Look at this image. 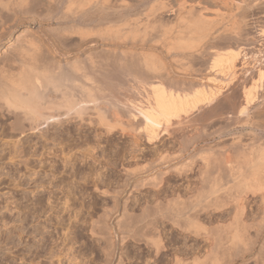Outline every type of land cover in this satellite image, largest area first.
Here are the masks:
<instances>
[{"label": "rangeland", "instance_id": "1", "mask_svg": "<svg viewBox=\"0 0 264 264\" xmlns=\"http://www.w3.org/2000/svg\"><path fill=\"white\" fill-rule=\"evenodd\" d=\"M1 1L0 67L9 66L8 64H11L14 60H18L22 57H26L25 60L29 59L28 61H30V58H34L35 60H38V65H41L43 63V65L47 64V66L51 65V67L59 66L57 71L54 70L55 72H62L63 70L64 72L66 71L69 73L72 72V68L78 67L81 69V73H89V75L91 74V72L94 73L95 79L97 78L96 80L100 81L102 84L108 83L113 85L118 77V79L122 78V73L117 66H119L121 63H124L123 56L127 55V61H130V59L135 56H137L135 58H137L138 60L143 53H146L147 55L153 57L154 63H162L163 67L168 70L170 69L171 72H173L172 70L174 69V76L177 77L176 80L178 79V81L180 82H186L185 88L187 87L192 89V93L199 90L205 91L208 87H216V89L220 87L221 92H219L216 97H213L211 99L212 101L209 100L210 102H203L205 104L202 103V106H199L195 110H192L189 115L182 117L183 119L181 118L178 121H173L170 125H168L169 127L167 126L166 131L168 132V135L167 133H163L162 136H159L160 142L158 139L157 142H155L153 145H148L147 143H145L144 138L142 137L143 135H139L137 132H130L132 131V128L129 129L127 127L128 130H126V132H128H123L124 134L119 130V128H116L111 134H108L103 127L98 126L96 118L92 117L93 125H89L86 121L87 123L85 122V124L82 126L83 129L80 128V131H78V120L72 119V122H69V124L67 125L70 130L72 129V132L69 130L70 135L68 137L71 147L69 148L70 150L67 149L66 151L65 149L64 153L67 154L66 152H68L69 155H72V153L74 154L73 156L75 157H71L69 159L70 163L72 162L71 164L74 163V169L71 165L67 166V169L63 167L64 165L62 160L64 159L65 154H61L60 146H55L56 144L53 143V145L48 142V144L45 146L48 148V150L46 148L43 149V147L42 150L40 146L41 144H38L35 149L33 146L34 142L37 140L35 136L31 137V143L33 146L32 150H36V153H34V156L32 157H30L31 153L29 155L27 154L28 159L26 158L28 160V167L30 170L24 169L21 164H18L17 160H15V162L13 161L14 163H12L11 161L9 162L6 151L4 153V157L6 158L0 160V264H72L74 262V259L76 260L75 262L77 264H102L103 254L99 252V250L104 247V235H96L94 238V236L89 232L88 223L90 222V219L88 217V214H92L91 216H93V219H96V216L99 217L98 215H100L101 213L103 216L102 209L104 207L102 208L100 206L102 197L98 195L100 194L99 192L97 193V191L95 192L94 189H92L94 188L93 185L87 183L86 187L84 183L83 185L81 184L83 182V180L81 179L82 175L87 174L90 171L89 166H87V164L91 163V161H89L90 159H87V164L81 163V161H79L78 159L83 153H87L86 150H89L91 154L95 156L97 161L99 160V164H101L102 161L106 162L108 159L106 157L109 156L110 159L111 155L112 158L110 160H114L115 158H118L120 160V156L122 155H120V152H122L123 150L128 151V155L130 153L129 151H133V146L131 147V150L130 146L133 144L135 138L139 139L140 141L138 142L140 148L138 147L139 150L137 151L136 155L139 153L141 154V152L143 153L144 151L145 156H147L149 149L155 147L159 149L160 146V150H163L162 155L164 154L165 150H167L165 151L167 152L165 154H169L170 156L172 154L175 155V152L176 154H178L177 151L184 150V153L182 154L183 156H181L180 158L172 160V162H169L163 167H156L155 169H152L151 172L149 171L150 173L148 172V174L146 172L145 174L140 175V177L137 176V181L139 180L138 183L143 179V177H151L153 176V174L157 175L156 177L160 176L163 179L159 177L161 179V182H159V184L161 185H158V188H153V186L151 185H145L144 187H139V189H132V192L129 190V193L132 199L138 196L140 198H148L150 197V194H152V191L156 193L160 190V188L162 191V189L165 190L171 187L170 191L174 190L176 192L179 189L178 191L180 192V196L183 198L182 200H184L186 202V205H188V208L191 209L195 203L196 198L195 195L192 194V187L194 186V183L197 182L199 172L203 170L202 168H204L202 161L195 155L198 154L202 148L214 147V156L219 162L221 161L220 165H222V161L225 160L226 156H229L230 158L234 156L232 158H236L234 159V162H236V160L238 161V155H242V152L243 154L246 153L245 155H247L248 153H250L248 151H251L252 148L254 149L253 151L260 150L261 147L264 148V77L262 78V80H260L261 82L259 81V77H254L252 81L250 80L252 71L253 73L258 72V69H260L264 65V0H108L106 1L105 9L106 11H108V9L111 8V12H109L110 10L108 11L110 15L105 10L103 11L104 13L101 11H96L98 12L97 14L95 11H91L88 6L85 8L83 7V10L80 9L81 7L77 6L76 4H74L75 7H72V0ZM243 1L247 2V4ZM92 2L94 4H97L98 2L103 3L105 1L97 0L94 2L93 0ZM154 3L158 5H154ZM245 5L247 6V9H245ZM66 6L71 7L72 9L70 10V8ZM124 6L128 7L125 8ZM78 8L79 10H76ZM86 8H88V10ZM89 10L92 13L94 12L96 14L93 13L94 15H91L92 13ZM118 10L121 12H116ZM128 11L130 13H128ZM122 13L124 15L128 14L127 16H129V22L124 23L122 19L119 20V18L123 16ZM118 15L119 18H117ZM86 17H88V19ZM197 17L200 20L202 18L201 21H204L203 24L207 25L206 27H211L209 29L207 28L208 30L204 28L205 31H202L203 33L206 34V31L211 33L212 30H220L218 31L220 33L221 29H226L225 31L228 35H226V37L225 35H223V37H225L226 39L216 37V40L213 39L215 41H212L211 39L210 41H208L209 38L205 37L206 39H204L203 41H201L200 39L198 40V42H196L197 40L195 38L196 41H193L197 43H195L194 45L197 48L195 49V47H193L192 60L189 59L191 61L190 62L188 58L185 57L187 56L186 51L183 52L181 50H175L174 52V50L172 51L168 49V46L171 42H173L172 40L177 38L172 36H176L178 34L180 35V33L182 35L181 38L185 37L184 40L182 39V41H185V39H187L188 41V38H190L188 36L190 35L191 30L190 26L188 27L187 24L189 20L193 21ZM115 19L118 22H116ZM190 23L188 25L192 24ZM208 24L211 25L208 26ZM237 24L239 25L237 26ZM203 27L201 25L200 29ZM188 28L189 30H186ZM166 31H169V33L167 34ZM193 31L197 32L195 30ZM193 31L192 38L194 39V37L196 36H194L195 34H193ZM234 31L239 34L237 35V33H235ZM208 32L207 34H209ZM163 34L168 37L163 36ZM211 34H213V32ZM220 34L222 36L223 31ZM170 38H173L171 39V42ZM239 39H242L243 41ZM156 40L158 41L156 42ZM163 42H167L168 44H164ZM129 49H132L131 52ZM124 51L125 55H121L122 52L124 53ZM230 53L237 55L233 67H230V65L225 62L226 55ZM115 56L117 57V59ZM43 60L45 63L43 62ZM103 60L105 61L103 62ZM217 60L222 61L220 63L221 66L219 67L220 69H212V63ZM40 61H42V63ZM90 62L92 64H89ZM75 63L78 65H76ZM219 70L221 72H218ZM245 70L247 71L243 72ZM16 71L17 69L15 68L14 72ZM110 73L115 74L114 76L117 75L116 78H114L113 74ZM108 74L113 78L109 77ZM215 74L221 75V78H219L218 76V79L217 77H215ZM78 76L80 79H82L81 74H78ZM87 83H91V81H88ZM104 87V89L106 90L104 92L105 94H112L111 96L116 94V91L114 90L116 89V87H111L110 90L108 88L106 89L107 85H104ZM248 93L251 97H247ZM247 98H251V101ZM104 107L106 108V106ZM109 109L110 108L105 109L106 111H109L108 113L106 112L108 114H106V116H108V120L114 124L115 118L110 117L112 111L111 109ZM243 110L245 112H243ZM241 111L244 114L240 113ZM219 114H223V117H221ZM88 116L89 115L84 116V119H90ZM235 118L236 120H234ZM11 121L12 119L9 118V116L8 119L6 117L0 116V145L1 143L4 144V142H15L18 140V138H20L19 135L8 134L9 132L7 131L5 126L6 123H9ZM121 122L123 124L126 123L125 120H122ZM138 123H140V121ZM209 123L211 125L213 123L214 124L211 126ZM87 124L89 126H87ZM138 126L139 124L135 127L137 128ZM226 126H229V128L227 129ZM52 132L53 131L50 130V133ZM84 135L87 136L85 137ZM196 136L198 137L196 138ZM86 138L88 141L86 140ZM199 138L201 139L199 140ZM234 138H239L240 140L234 142L236 141ZM72 142H74L75 144ZM231 144L232 146H230ZM52 145L57 149L55 147L52 148ZM73 145H77L78 148ZM164 145L165 147H163ZM117 146L120 149L122 148V150H120ZM102 150L105 151L106 155L108 156H104L105 152L103 153ZM111 150L117 151L119 155H117V157L114 156L113 158V154L115 155V153L110 154L111 152H113ZM101 154H103L104 157H102ZM126 157L128 158V156ZM75 158H77L78 161H73V159ZM104 158H106V160H104ZM149 158L151 159V157ZM232 158L229 160L233 161ZM140 159H142V157H140ZM148 159H145V157H143L142 161H146ZM29 160L31 162H29ZM116 162H118L116 166L117 169H114V166L111 167V170L114 169L115 171H110V168H108L106 164H101L102 166L97 165V162L95 165H97L98 167L93 166V168H91V171L95 170L93 171L94 173L90 171L91 174L93 173L92 176L94 175V179H91V175V177L89 178L92 183L96 179L101 180V178H104L102 180L105 181H103L106 184L105 186H108L107 184H110L111 182L113 183V186H111L112 183L111 185H109L112 188H108L110 189L108 190L106 189L107 187L104 188V186L101 185L100 180H96L98 182L96 183L98 184L97 188L99 190H113V187L115 185V181H113V179L114 177H116V175L119 174V171L121 173L123 172L122 169L124 167L119 164L120 162L118 160ZM146 162H144V164L143 162H141V160H139L138 165L136 164L137 168L138 166L141 167V165H146ZM189 162H192L190 168L186 172H183L181 175L177 176L173 171L174 167L183 166V164H187ZM235 164L237 165V163ZM131 166L132 167L130 168L132 169L134 167L136 168L134 164H132ZM222 167L224 168L223 165ZM96 170L100 171L96 172ZM167 170L168 174L163 176L160 175V173H164ZM157 171L159 172V175ZM98 173L100 176H96V174L98 175ZM101 175L105 176L101 177ZM107 175H109V178L111 176V179L107 178ZM95 176L97 178H95ZM66 181H70V184L71 182L72 184H74L76 181H79L78 183H76V186H80L84 191H82L81 188H78L77 191L76 188H74L75 185H73L74 187L70 189L72 185H68ZM172 186L176 187V189L172 188ZM152 188L155 190H153ZM188 189L189 193H185L184 191H188ZM146 192L149 193L147 194ZM184 193L186 196L183 195ZM169 194L171 195V193L169 192L167 194V200H171V198L175 199L176 195H174V197H171L172 195L169 196ZM68 195L69 198L67 197ZM261 198H264V192L257 193V195L254 197L248 194L246 196V206L252 204L251 206H253V209L254 207L260 206L262 203H264ZM65 201L67 203V211L65 210ZM96 203L97 205H95ZM95 207L97 208V210H95ZM249 209L252 208L249 206L247 210ZM247 210L245 212H247ZM209 211H211V213H215L211 209H209ZM76 214H78V217L74 219ZM116 217L117 216L114 215L111 218V223L114 224L115 221H117ZM261 217L262 216H260V218L257 217V219H255L254 221H245L246 225L249 226V228L250 226H252V228L249 230V241L247 240L249 249H251L253 246L252 244L255 239L254 228L260 226ZM72 223H76V226L78 227L73 226ZM163 223L166 227L163 230V233L166 235V237L172 239L170 240L171 242L175 241V238L182 236V233H188L184 232L183 230L185 229V224L180 225L181 229H179L178 227H172L171 224L166 221H163ZM98 226L102 227L101 224H99ZM214 227L217 226H209V228L211 229H214ZM189 236L190 238L188 239L189 241L187 240V245L196 247V245L194 244L195 239H197L196 236L193 232ZM202 236L204 237V233L201 232L199 238ZM98 241L101 244H99V246ZM177 242H172L173 244L175 243V246L172 243L166 244V248L168 249L167 254H170L172 250L174 248H178V246L182 248V242ZM261 242H263V239H261ZM260 245L261 243L259 242V244L255 246L253 253L250 252L251 255L249 253L244 254L246 256L245 260L239 257L240 259L238 258V260L234 264H262L264 262V247L260 248ZM131 247L133 248L135 246L130 244L129 249L125 247V250L122 249V251H120L123 252L127 249L130 250L132 249ZM257 247L260 248V252H257L259 250V248ZM238 250L241 252L242 248L240 247ZM117 251L120 252L119 249ZM258 253H260L259 255L262 257H259V259L257 260L255 257ZM225 256H222L223 259L218 256L220 258L219 264L231 263L233 255L228 256V254H226ZM212 259L213 256L210 257V259H205V263L203 260L201 264H213L211 262ZM248 259L250 262L248 261ZM70 261H72V263Z\"/></svg>", "mask_w": 264, "mask_h": 264}, {"label": "bare ground", "instance_id": "2", "mask_svg": "<svg viewBox=\"0 0 264 264\" xmlns=\"http://www.w3.org/2000/svg\"><path fill=\"white\" fill-rule=\"evenodd\" d=\"M74 1L75 0H72L73 3L71 2L73 4L72 7H75L74 4H76L77 6L81 7L80 9H82V10L88 6L91 11L103 12L104 10L106 11V9H105L106 8V1H108V0H104L105 2H103V3L98 2L97 4L96 3L94 4L92 2L93 0H76L77 2L75 1V3H74ZM95 1H97V0H94V2ZM247 1H249V0H247ZM71 3H70V5H71ZM244 3L247 4V2H244ZM253 3H254V1H253ZM0 4L2 5L1 0H0ZM67 5H69V4H67ZM154 5H156V4L154 3ZM66 7H68V6H66ZM124 7L126 8L128 6H124ZM68 8H70V10L72 9L71 7H68ZM73 9H75V8H73ZM86 9L88 10V8H86ZM110 9L111 8H109L108 11ZM154 9H157V8H154ZM162 9H163V7H162ZM245 9H247V6ZM76 10H79V8ZM108 11H106V12H108ZM150 11H152V10H150ZM101 12H99V13H101ZM109 12H111V10ZM109 12H108V14L110 15ZM116 12H121V11L118 10ZM93 13L91 15H94L96 13L98 14V12H96L94 14ZM112 13H113V10H112ZM128 13H130V12L128 11ZM114 14H117V13H114ZM118 14H120V13H118ZM127 15L123 14V16H121L120 18L118 15L117 18H119V20L122 19V21H124V23H127V22H129V20H128L129 16H127ZM86 18L88 19V17H86ZM114 18H112V19H114ZM157 18H159V17H157ZM197 18L194 19L193 21L189 20L188 24L191 21V23H192V24L190 23L191 25L187 24L188 27L190 26V30H191V33H190L191 36L188 34L189 35L188 37H190V38H188L189 39L188 41H187V39H185L186 42L182 41V39L184 40L185 37L181 38L182 35L180 32H178V33H180V35L178 34L176 36H172V37H177V38L172 40L173 42H171V39H173V38H170L171 43L168 46V49H170L172 51L174 50V52H175V50L176 51L181 50L183 52L186 51L187 56H185V57H187L188 60L189 59L192 60V49H193V47H195L194 45L196 42H198V40L201 39V41H203L204 39H206L205 37H207V38H209V40L207 39L208 41H210V39L212 41H215L216 37H218V38L221 37L223 39L226 37V35H228V34H226V31H225L226 29H223V30L221 29L220 33H222V31H223L222 36L218 32L220 30H218V31L212 30L213 34H211L212 32L209 33L208 31H206V34L203 33L202 31H205V29L208 30L209 28H211L209 26L211 24H208V26H209V28H208V27H206L207 25L203 24L204 21H201L202 18H201V20L199 18L198 19ZM90 19H91V17H90ZM95 19H97V18H95ZM115 21H116V19H115ZM116 22H118V21H116ZM179 22H180V19H179ZM212 24H214V23H212ZM201 25H202V27L203 26H205V27L200 29ZM238 25L239 24H237V26ZM192 29L197 31V32H199V31L200 32L199 33L194 32ZM236 29H238V28H236ZM186 30H189V28ZM238 30H240V29H238ZM70 31H71V29H70ZM192 31H193V34H195L194 36H196V37H194V39L192 38V36H193ZM210 31H211V29H210ZM243 31H245V30H243ZM108 32H110V31H108ZM188 32H190V31H188ZM207 32L209 34H207ZM166 33L168 34L169 31L168 32L166 31ZM166 33H164V34H166ZM235 33H237V32H235ZM164 34H163V36H166ZM202 34H204V35H202ZM238 34L239 33H237V35ZM223 35H225V37H223ZM161 37H162V34H161ZM166 37H168V36H166ZM241 37H242V35H241ZM195 38L197 41L195 40ZM213 39H215V40H213ZM228 39H229V37H228ZM164 40H165V38H164ZM193 40H195L196 42H194ZM233 40H234V38H233ZM239 40H242V39H239ZM157 41L158 40H156V42ZM164 44H168V43L166 42ZM196 48L197 47H195V49ZM131 50H130V52H131ZM123 54L125 55V51H124V53L122 52L121 55H123ZM126 54H127V52H126ZM131 55H130V57H131ZM236 56L237 55L232 54V53L227 54L225 62L228 63V65H230V67H233ZM119 57H118V59H119ZM123 57H124L123 58L124 63L123 64L121 63L119 66H117V67H119L118 69H120V71L122 73L121 74L122 76L120 75L122 78L118 79L119 78L118 77L117 80L115 81V83H113V85L108 84V83L102 84L100 81L96 80L97 78L95 79L94 73L91 72L90 75H89V73H87L88 75L84 72L81 73L80 72L81 69L78 67L72 68V70H71L72 72H69V73L66 71L64 72L63 70H62V72L61 71L55 72L54 70L57 71L59 66H56V67L52 66L51 67V65L50 66H47V64L43 65L42 61H40L42 64L38 65L37 64L38 60H35L34 58H32V59L30 58V61H28L29 59L25 60L26 57H24V58L22 57V58H19L18 60H14L12 63L10 62L11 64H8L9 66L0 67V116L6 117L7 119L9 116V118L12 119L11 122L6 123L5 127H6L7 131L9 132V133L8 132L7 133L9 135H11V134L15 135L16 134V135L20 136V138H18V140L15 142L11 141V143H9L10 142L9 141V142H4V144L1 143V145H0V160L3 158H6V157H4L5 156L4 153L7 151L9 162L11 161L12 163H14L15 160H17L18 164H21V166H23L24 169L28 170L29 164H28V160H27L28 159L27 154L29 155L31 153L30 157L34 156V153H36V150L33 151L32 149H33V146L36 149L38 144H41L40 145L41 149L43 147V149L46 148L48 150V148L45 147L48 144V142H50L51 144H53V143L56 144L55 146H60V152H61V154H63L65 152V149L67 151V149H69L71 147V144L69 143L68 137L70 135V131L72 132V129L70 130L67 126L69 124V122H72L71 121L72 119L73 120L77 119L78 120V123H77L78 129L77 130L80 131V128H82V126L85 124L86 121L88 122L89 125H93L92 124L93 123L92 117L96 118L98 126L103 127L105 129L106 133H108V134H111L116 128H119V130L122 133L126 132V130H128V128L129 129L132 128L131 129L132 131L129 130L130 132H133V133L137 132L139 135H143L142 137L144 138V142L147 143L148 145H153L155 142H157L158 139L160 142V138H159L160 135L162 136L163 133L164 134L167 133V135H168V132L166 131L167 126L170 125L173 121H178L182 117L189 115L192 112V110H195L197 107L202 106L201 104L203 102H205V101L210 102L209 100H211L213 97H216V95L219 92H221L220 87L218 89H216V87L211 88V87L207 86L208 88L205 91L199 90V91H195L194 93H192V89L187 88V87L185 88L186 82H182V81L180 82V81H178V79L176 80L177 77L174 76L175 75L174 69L172 70L173 72H171L170 69L169 70L165 69L163 67L162 63H160L159 61H157V62H159L160 64L154 63L153 57H151L150 55H147L146 53H143L139 57L138 60H137V58H135L137 56H135V57L132 56L133 58H131L130 61H127V59H126L127 55L123 56ZM189 57H191V58H189ZM178 58H179V56H178ZM116 59H117V57H116ZM133 59H135L137 61H135ZM88 61H90V60H88ZM104 61L105 60H103V62ZM43 62H44V60H43ZM221 62L222 61H220V60L214 61L212 63L211 68L212 69L217 68L216 70L220 69L219 67L221 66L220 65ZM117 63H118V61H117ZM89 64H92V63L90 62ZM76 65H78V64H76ZM189 66H190V64H189ZM15 68L17 69L16 72H14ZM59 70H61V69H59ZM247 70H245L243 72H246ZM215 72H217V71H215ZM218 72H221V71L219 70ZM78 74H81L82 79L79 78ZM110 74H113V73H110ZM114 75L115 74H113V77L116 78L117 75L116 76H114ZM108 76L113 78L109 74H108ZM218 76H219V78H221V75L215 74V77L218 78ZM254 77H259V81L262 80V78L264 77V65L260 69H258V72L253 73V71H252V73L250 75V80L252 81ZM84 79H85V83H84ZM104 80H106V79H104ZM88 81H91V83H87ZM190 84H192V83H190ZM190 84H189V86H190ZM226 84H228V83H226ZM104 85H107L106 89L108 88L109 90L111 87L112 88L116 87V89H114L116 91L115 92L116 94L113 96H111L112 94L111 95L105 94L104 92L106 90L104 89L105 88ZM255 86H257V85H255ZM223 87H225V86H223ZM247 97H251L249 93H248ZM247 99H249V98H247ZM203 104H205V103H203ZM104 106H106L107 109L108 108L111 109L112 113H111L110 117L115 118L114 124L108 120V116H106V114L109 111H106L105 110L106 108ZM243 112H245V111L243 110ZM240 113H242V111ZM234 114H235V112H234ZM242 114H244V113H242ZM87 115H89L88 117L90 119L85 120L84 116H87ZM222 115H220V116L223 117ZM231 115H232V113H231ZM212 117H213V115H212ZM236 117H237V115H236ZM230 118H231V116H230ZM96 120H95V122H96ZM122 120H125L126 123L123 124L121 122ZM234 120H236V118ZM139 121H140V123H138ZM88 124H87V126H89ZM138 124H139V126L136 128L135 126H137ZM228 125H231V124H228ZM228 128H229V126L227 127V129ZM50 130H52L53 132L50 133ZM3 133H4V131H3ZM32 136H35L37 139L34 142L33 146L31 143L32 142V140H31ZM84 136L86 137L87 135H84ZM81 137H83V136H81ZM197 137L198 136H196V138ZM138 138H139V136H138ZM200 139L201 138H199V140ZM84 140H85V138H84ZM86 140H87V138H86ZM235 140L236 141H234V142H237V140H240V139L237 138ZM138 142H140L139 139L135 138L133 141V144L132 145L130 144L131 145L130 150H131V147L133 146V148H132L133 151L132 150L129 151L130 153L128 155H127L128 151H126V150H123L122 152H120V155L122 154L120 156V160L118 158H115L114 160H110L112 158V155L109 159V156L106 155L105 151H103L104 149L102 150L103 153L105 152L104 156H108V157H106L108 159L106 162L104 161L105 163L102 161L101 164H104V165L106 164L108 166V168H110V171L117 169V167H116L117 163H118V162H116L117 160L120 162L119 164L122 167L124 166L123 169L120 168V169H122L123 172L121 173L119 171V174L116 175V177H114V179L112 178L113 181H115V185L113 187V190L111 189L112 191H108V190H110L108 188H112L109 186V185H111L112 182L111 183L109 182L110 184H107L109 187L105 186L106 185L104 183L105 181L102 180L104 178H101L102 181L100 179L99 180L101 182V185L104 186V188L107 187L106 189H108V190H106V189L105 190H99L97 188L98 182L96 180H98V179H96L95 181L93 180L95 183L97 182L96 185L94 182L92 183V181L89 180V178L94 173L93 171H95L93 169H92L93 171H91V168H93V166L98 167L97 165H101L98 162L99 160L97 161L95 156H93L89 150L88 151L86 150L87 153H83L81 155L82 158L81 157L78 158L79 161H81V163H83V164H87V159L88 160L90 159L89 161H91V163L87 164V166H89V168H90L89 170L91 172H93L92 174L90 171H89L90 174L89 173H87V174L82 173L84 175H82V177H81V179L83 180V182L81 184L83 185V183H84L85 186L87 185V183L92 184L94 187L92 189H94L95 192L97 191V193L99 192L100 194H98V195H100L102 197V201H101L100 206L102 208L104 207L102 209L103 210V216L101 213L100 215L102 217L100 215H98L99 217L96 216V219H93V216H91L92 214L91 215L88 214V217L90 219V222L88 223L89 232L94 236V238L96 235H104V237H103L104 247L101 250H99V252H101L103 254L102 264H192V263L193 264H201L203 262V260L205 263L206 262L205 259H210V257H212V256H213V259L211 262L213 264L214 263L219 264V262H220L219 257L222 258V256L224 257L226 254H228V256L233 255L230 264H234L238 260L239 257L241 259L245 260L246 256L244 254H246V253L250 254V252L253 253L255 246H257L259 244V242L261 243V245L259 247L260 248L264 247V243H263L264 242V238H263V235H264V203H262V204L260 203L261 204L260 206L254 207V209L256 208L255 210L253 209V206H251L252 204L249 205L252 209L247 210V208H249V206L248 205H247L248 207L246 206V200H247L246 196L248 194H250L251 196L254 197L257 195V193H260V192L263 193L264 192V148L261 147V144H260L261 149L258 147L260 150L253 151L254 149L252 148L251 151H248L250 153H248L247 155H245L246 153L243 154V152L241 155L238 152L240 155H238V157L236 156L238 159V161L236 160V162H234V159H236V158H234V159L232 158L234 156L231 157L233 159V161L229 160V159H231L229 156H226L225 160L222 161L223 162L222 165L224 166V168L222 167V165H220L221 161L219 162L214 156V151H213L214 147L213 148L212 147L202 148L201 151L198 154H196L195 156L202 161L204 168H202L203 170L199 172L197 182L194 183V186L192 187V194H194L196 198H195L194 205L192 206L191 209H189L188 205H186V202L184 200H182L183 198L179 194L180 193L178 191L179 189L176 192L174 190L170 191V190H166L164 188L165 190L162 189V191H163L162 192L161 188H160L159 191L157 189L158 192H156V193H154L152 191L151 193L153 195L150 194V197H148L149 196L148 195L147 196L148 198H140L139 196L138 197L133 196L134 198L132 199V197H130L129 192L132 189H139V187L141 188V187H144L145 185H151V186H153V188L154 187L158 188V185H161V184H159V182H161V179H163L160 176L159 177L161 179L159 177H156L157 175L153 174V176H151V177L150 176L149 177H143L142 180H141V178H142L141 177L140 178L141 181L138 183L139 180L137 181V176L140 177V175L145 174L146 172L148 174L149 171L151 172V170L155 169L156 167H160V166L163 167L166 164H168L169 162H172V160L180 158L181 156H183L182 154L184 153V150H180V151H177L178 154H176V152H175V155L172 154L170 156L169 154L168 155L165 154V153H167V152H165L167 150H165L164 151L165 155L164 154L162 155L163 150H160L161 146L159 149L157 147L149 149L150 148L149 147V148H147V149H149L148 153L147 152H145V153L148 154V155L146 154L147 156L151 157V159H150L149 157L145 156L144 151H143V153L141 152V154L139 153L136 155L137 151L140 148ZM189 142H188V144H189ZM72 143H74V142H72ZM53 145H52V148L55 147ZM245 145H243V146H245ZM73 146H75V145H73ZM230 146H232V144ZM75 147H77V145ZM75 147H74V149H75ZM124 147H126V146H124ZM163 147H165V145ZM169 147H170V145H169ZM113 149H115V148H113ZM134 149H137V150H134ZM241 149H242V147H241ZM120 150H122V148ZM111 151H113V152H111ZM111 151H109V152H111L110 154L115 153V155L113 154V158H114V156L117 157V155H119V153H117V151H114V150H111ZM83 152H85V151H83ZM231 152H233V151H231ZM245 152H247V151H245ZM66 153L67 154L64 153L65 154L64 159L62 158L63 159L62 162L64 165L63 167L66 168L67 166L71 165L73 168L75 165H74V163L71 164L72 162L70 163L69 159L71 157L73 158L75 156H73L74 155L73 153H72V155H69L68 152H66ZM101 156L104 157L103 154H101ZM126 156H128V158ZM139 156L142 157V159H140ZM143 157H145V159L149 158L148 160H146L147 162L142 161ZM106 158H104V160H106ZM240 159H242V160H240ZM74 160L78 161L77 158L73 159V161ZM139 160H141V162H143V163L146 162V165H144V166L141 165V167L138 166V168H137ZM29 162H31V161L29 160ZM96 162L98 163L97 165H95ZM191 163L192 162H189L187 164H183V166L174 167L173 171L176 173L177 176H179L183 172H186L190 168ZM235 163H237V165ZM132 164H134V166H136V168L135 167L133 169L130 168V167H132L131 166ZM112 166L115 167L113 170H111ZM118 168H119V166H118ZM102 169H104V168H102ZM106 169H107V167H106ZM97 171L98 170H96V172ZM116 172H117V170H116ZM157 173L159 175L158 171H157ZM79 174H81V173H79ZM112 174H110V175H112ZM166 174H168V170L164 173H160L161 176L166 175ZM93 176L91 177V179H94ZM96 176H100L99 173H98V175L96 174ZM96 176H95V178H97ZM104 176L101 175V177H104ZM108 176L109 175H107L106 177L109 178ZM109 179H111V176ZM69 182L66 181V183L68 185L70 184ZM78 182L76 181L74 184H72V182H71L70 185H72V186L71 187L69 186L70 189H72L74 187L73 185H75L74 188H76V190L78 188H81L80 186H76V183H78ZM106 183H108V182H106ZM111 186H113V183ZM82 189L83 188H81V190ZM175 189H176V187H175ZM153 190H155V189H153ZM82 191H84V190H82ZM169 192L172 195L171 196L169 194V196H171V197H174V195H176L175 199L171 198V200H167V198H168L167 194ZM184 192L189 193V189H188V191H184ZM185 193L183 195H185ZM69 195H70V192H69ZM69 195L67 196L68 198H69ZM161 195L163 196V199H162ZM263 199L264 198H261L262 201H264ZM250 202H252V201H250ZM253 204H254V202H253ZM64 205H66V207L64 206L65 210H66L67 209L66 201H65ZM95 205H97V203ZM92 207H93V205H92ZM209 209H211L215 213H213V212L211 213V211H209ZM91 210H93V209H91ZM95 210H97L96 207H95ZM246 210H247V212H245ZM93 213H95V212H93ZM200 213H202V214H200ZM78 214H79V212H78ZM78 214L75 215L74 219H76V217H78L77 216ZM93 215H95V214H93ZM114 215L117 216L116 217L117 221H115V223L113 224V223H111V218ZM260 216H262L261 222L260 221H258V222H260L261 224L259 223L260 224V226H258L259 228L256 226H255L256 228L253 227L255 229V231H254L255 232V239H254L253 244L251 243L253 245L252 248L249 249V246L247 245L248 244L247 240L250 238L249 237V235H250L249 230L252 228V226H250V228H249V226L246 225V222L247 221H254L255 219H257V217L260 218ZM163 221L164 222L166 221L169 224H171L172 227H178L179 229H181L180 225L185 224V227H184L185 229H183V230H184V232L189 233V234L188 233H182V231H181V233L183 235L175 238V241H172V242L176 243L177 241H179V242L181 241L182 242L181 243L182 248L179 246H178V248L173 247L174 249L172 250V248H171L172 252L170 254H167L168 249L166 248L167 247L166 244H169V243L171 244L172 242L170 240H172V239L169 237H166V235L163 233L164 232L163 230L166 228L164 226L165 224L163 223ZM77 223H79V222H77ZM99 224H101L102 227H99L98 226ZM76 225H77L76 223L73 224V226H76ZM213 225H216L217 227H214V229L209 228V226L211 227ZM76 227H78V226H76ZM192 232L194 233V235L198 239V241H197V239H195V241H194L195 242L194 244L196 245V247H193L192 245H189V246L187 245V242L189 241L188 239L190 238L189 235H191ZM201 232L204 233V237L202 236L199 238V236L201 235ZM199 233H200V235H199ZM261 239H263V242H261ZM179 242H177V243H179ZM175 243L174 244L172 243V244L175 246ZM99 244L100 243L98 241V246H99ZM130 244H132L135 247H133V248L131 247L132 249L128 250ZM200 244H202V245H200ZM239 246L242 248L241 252L238 250L240 248ZM125 247L128 249L126 251L121 252L122 249L125 250ZM259 247H257V248H259ZM260 248L257 252L261 251ZM118 249H119V251L120 250L121 251L118 252L117 251ZM239 254H241V255H239ZM259 254L260 253H258L257 256L255 257L257 260L259 259V257H262ZM203 256H204V258H203ZM192 257H193V261H192ZM201 259H202V261H201ZM73 261H74L73 263H72V261H70V262L72 264H77L75 262L76 261L75 259ZM248 261H249V259H248ZM262 264H264V262Z\"/></svg>", "mask_w": 264, "mask_h": 264}, {"label": "flooded vegetation", "instance_id": "3", "mask_svg": "<svg viewBox=\"0 0 264 264\" xmlns=\"http://www.w3.org/2000/svg\"><path fill=\"white\" fill-rule=\"evenodd\" d=\"M172 188H174L175 189V187L174 186H172ZM171 188L169 187V188H167L166 190H170Z\"/></svg>", "mask_w": 264, "mask_h": 264}]
</instances>
